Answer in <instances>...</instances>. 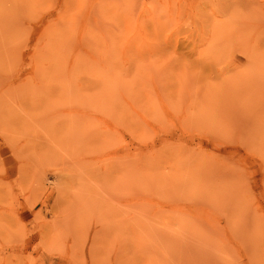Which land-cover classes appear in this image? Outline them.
<instances>
[{
	"label": "rangeland",
	"instance_id": "374dc122",
	"mask_svg": "<svg viewBox=\"0 0 264 264\" xmlns=\"http://www.w3.org/2000/svg\"><path fill=\"white\" fill-rule=\"evenodd\" d=\"M94 262L264 264V0H0V264Z\"/></svg>",
	"mask_w": 264,
	"mask_h": 264
},
{
	"label": "bare ground",
	"instance_id": "6f19581e",
	"mask_svg": "<svg viewBox=\"0 0 264 264\" xmlns=\"http://www.w3.org/2000/svg\"><path fill=\"white\" fill-rule=\"evenodd\" d=\"M90 245H91V244H90ZM94 246H95V245L92 244V245L90 246L91 249H89V250H91V251H95V250H94V249H95ZM93 248H94V249H93ZM89 252H90V251H89ZM91 253H93V252H91ZM95 255H96V254H95ZM95 255H93V256H95ZM91 260H92V259H91ZM93 260H94V259H93ZM73 261H74V260H73ZM90 264H91V263H90ZM93 264H97V263L94 262Z\"/></svg>",
	"mask_w": 264,
	"mask_h": 264
}]
</instances>
